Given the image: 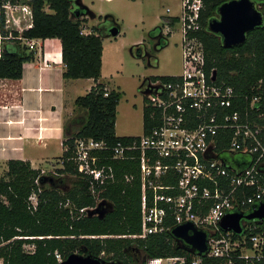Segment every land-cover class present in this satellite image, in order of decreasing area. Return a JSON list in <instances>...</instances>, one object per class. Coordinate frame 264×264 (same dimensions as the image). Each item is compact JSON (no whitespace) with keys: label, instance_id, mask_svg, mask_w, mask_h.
Returning <instances> with one entry per match:
<instances>
[{"label":"built area","instance_id":"1","mask_svg":"<svg viewBox=\"0 0 264 264\" xmlns=\"http://www.w3.org/2000/svg\"><path fill=\"white\" fill-rule=\"evenodd\" d=\"M252 1L264 27V0ZM203 8L204 0H184L182 18H170L161 30L163 38L169 37L174 25L182 22L183 72L168 82H147L143 93L157 125L137 140L119 142L111 149L112 159L136 160L140 167L142 230L132 238L172 232L187 223L208 235L203 255L185 250L177 257L149 258L146 264H206L208 259L264 264V220L242 219L241 233L221 227L228 215H250L264 204V76L244 95L218 82L217 70L209 71L204 42L197 36ZM0 20L8 33L0 34L2 50L5 42L19 41L23 52L43 56L47 40L23 36L33 27L31 5L3 0ZM106 150L104 142L91 138L75 141L73 160L90 181L98 203L102 191L116 181L114 167L100 164ZM100 206L81 212L97 214Z\"/></svg>","mask_w":264,"mask_h":264},{"label":"trees","instance_id":"2","mask_svg":"<svg viewBox=\"0 0 264 264\" xmlns=\"http://www.w3.org/2000/svg\"><path fill=\"white\" fill-rule=\"evenodd\" d=\"M14 1L27 3L33 10V27L23 33L25 38L61 41L62 60L66 66L63 77L93 79L97 84L87 95L75 100L76 107L85 113L72 122L77 129L73 132L65 123L63 144L66 150L61 157L63 168L58 171L64 175L62 179L58 182L50 179L47 188L41 185L45 182L41 170L33 168L30 161L12 159L7 162L6 174L0 176L2 264H60L74 253L91 255L106 263L134 264V253H142L145 260L186 254L178 247L171 231L145 239L132 238L142 230L140 167L136 160L112 159L111 149L119 142L140 137L117 136V108L122 93L99 83L104 53V36L99 31L106 25L84 33L89 9L80 0ZM229 1L204 0L202 29L197 36L204 42L209 71L216 69L218 82L244 95L264 76V27L250 32L245 44L224 48L221 37L211 33L208 27L219 17L220 7ZM0 34L8 35L3 25H0ZM167 45L168 39L162 38L159 48ZM140 46L134 47V53L139 56ZM35 58V53L22 51L19 41L16 45H5L3 50L0 43V108L23 101L24 65ZM172 79V76L146 79L142 92L149 81ZM144 103L146 135L157 121L152 118L154 110L148 106L146 97ZM81 138L104 142L107 150L100 164L112 165L116 172L115 183L100 194L102 203L92 195L90 181L79 173L73 160L75 141ZM33 196L37 197V204L32 202ZM99 204L105 206L100 207L97 214L81 212ZM27 245L34 249L26 251ZM219 263L216 259L206 261V264Z\"/></svg>","mask_w":264,"mask_h":264},{"label":"rangeland","instance_id":"3","mask_svg":"<svg viewBox=\"0 0 264 264\" xmlns=\"http://www.w3.org/2000/svg\"><path fill=\"white\" fill-rule=\"evenodd\" d=\"M82 1L84 6L96 15L90 25L117 26L121 31L117 37L104 38L106 40L104 65L100 83L106 84L109 90L114 89L122 93L117 108V135L142 136L145 107V95L141 89L143 83L154 76H175L183 72L182 22L176 23L173 27L174 33L165 37L168 39V45L163 49L159 48V45L164 36L159 33L160 29H166L169 25L170 18H182L184 0ZM4 44L7 45V42ZM138 45H141V56L134 53V47ZM69 83L72 98L87 95L89 87L93 84L86 79L73 80ZM74 103L68 101V110L65 114L66 126L73 132L77 127L72 122L85 114ZM53 149L56 156H63V149L60 146H54ZM7 162L0 161V176L6 174ZM32 167L41 170L45 179L41 185L47 188L50 187V179L58 182L64 177L58 172L63 168V160L58 157L53 158V161H36L35 167L33 165ZM32 202L35 204L36 198H33ZM25 249L30 251L34 247L27 245ZM167 262L164 260L157 264H168Z\"/></svg>","mask_w":264,"mask_h":264},{"label":"crops","instance_id":"4","mask_svg":"<svg viewBox=\"0 0 264 264\" xmlns=\"http://www.w3.org/2000/svg\"><path fill=\"white\" fill-rule=\"evenodd\" d=\"M80 2L84 5L82 0ZM93 18L96 15L89 9L84 21L87 32L101 25H90ZM99 32L104 36L105 45L104 38H111L109 31L102 27ZM42 50L41 58L37 55L34 61L24 65L23 101L0 108V161H30L35 167L36 161H53L56 157L61 159L62 156H56L54 146H60L64 153L68 101L73 103L77 98H72L70 90L69 82L73 80L63 77L66 66L62 60L61 41L49 39ZM86 80L93 83L90 91L97 83L93 79ZM234 162L242 165L246 161Z\"/></svg>","mask_w":264,"mask_h":264},{"label":"water","instance_id":"5","mask_svg":"<svg viewBox=\"0 0 264 264\" xmlns=\"http://www.w3.org/2000/svg\"><path fill=\"white\" fill-rule=\"evenodd\" d=\"M263 17L255 8L252 0H231L224 3L219 9V17L209 24V31L219 35L223 46L231 49L243 45L247 41V35L257 28H262ZM110 37H117L121 33L119 27L112 26L109 29ZM105 206L101 205L100 207ZM103 212V211H102ZM105 214V212H103ZM242 219L264 220V204L250 215L231 214L221 222L225 231L241 233ZM179 248L203 255L208 251V235L205 231L198 230L193 223L178 225L172 230ZM60 264H115L106 263L91 255L74 253Z\"/></svg>","mask_w":264,"mask_h":264},{"label":"flooded vegetation","instance_id":"6","mask_svg":"<svg viewBox=\"0 0 264 264\" xmlns=\"http://www.w3.org/2000/svg\"><path fill=\"white\" fill-rule=\"evenodd\" d=\"M112 26L105 27L106 30H109ZM134 264H146V260L144 258V255L142 253H134Z\"/></svg>","mask_w":264,"mask_h":264}]
</instances>
